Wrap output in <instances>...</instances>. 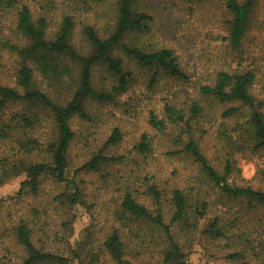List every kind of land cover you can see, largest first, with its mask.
I'll list each match as a JSON object with an SVG mask.
<instances>
[{
	"label": "trees",
	"instance_id": "1",
	"mask_svg": "<svg viewBox=\"0 0 264 264\" xmlns=\"http://www.w3.org/2000/svg\"><path fill=\"white\" fill-rule=\"evenodd\" d=\"M56 1L60 6L71 8L72 12L93 10L88 0ZM180 1L186 5H201L202 8L215 6L219 10L214 40L220 42L224 50L218 60L205 73L196 75L195 79H191V74L184 70L174 47L163 45L150 48L144 41L140 46L136 44L137 37L150 36L154 20V15L139 0H117L114 28L105 37H101L93 25L84 24L82 32L87 44L86 53L77 50L73 43L75 22L72 13H64L54 38H47L45 13L34 20L27 3L0 0L2 10L11 9L15 15L14 33L6 34L0 30V61L7 55H15L22 60L16 74L17 86L0 84V145L13 142L15 150L14 160L2 162L3 174L24 172L26 178L22 186H28L34 194L40 178L52 175L57 181L73 188V192L63 195L76 201V197H79L78 187L67 176L69 148L75 136L70 120L75 115L87 117L85 103L88 99L110 101L128 89L134 75L130 69H124V59L115 55V52L123 53L138 67L150 71L148 89L159 86L164 77L191 85L193 95L189 93L188 102L179 101L175 95L172 98L167 96L162 116L150 111L149 123L159 133L167 130L166 134L171 135L167 147L170 151H165L166 154L178 156L184 152L193 159L198 167L199 182L181 184L177 179L169 181L155 174L150 178L146 175L143 179L134 177L135 168L149 162L152 142L147 133H143L128 155L122 152V201L117 212L119 225L113 227L103 240L102 253L111 264H187L190 251H186L185 243L174 238L172 230L184 236L200 230L213 240L226 241L227 258L232 264H264V254H259L264 253V245L252 241L248 232L238 227L242 213L264 207V190L234 182L232 174L238 171L235 162L226 157L221 165L215 166L198 144L202 136L201 121L207 115L211 117V113L207 112L210 106L219 112L220 117L236 119L233 128L238 136L235 141L237 151L246 147L252 151H264V54L258 58L257 54L253 56L251 51L242 48L260 0ZM130 33L135 36L131 38L132 41H126ZM15 36L25 42H16ZM63 58L76 62L80 72L79 87L66 104L60 105L47 93L33 88L32 79L36 71L49 72L54 77L66 72V67L62 65ZM99 63L105 65L117 80L110 91L96 90L92 85V69ZM256 83H259V87L255 86ZM22 102L46 108L53 123V130L47 139L37 133V115L22 111L4 116L9 104ZM241 109L245 110L246 116H242L240 121L237 116L243 115ZM178 127L179 131L176 130ZM120 139V132L115 129L106 143L115 144ZM181 145L183 147L179 148ZM35 153L43 155L42 159H24ZM119 159V156L97 154L76 170H98L102 164ZM176 172L173 169L170 174L175 175ZM224 206L229 213L224 211ZM209 211L213 212V216L201 227ZM29 225L28 221L19 218L13 227L14 241L21 246L24 256L20 260L3 261L1 264L71 263L72 259L67 256L38 247L32 240L33 230ZM234 230L238 233L234 234ZM154 232L163 234L157 256L139 259L140 254L135 253V246L139 245L136 239L144 244L141 252H145V248L155 241ZM253 242L258 243L253 245ZM95 256L98 257V254Z\"/></svg>",
	"mask_w": 264,
	"mask_h": 264
},
{
	"label": "rangeland",
	"instance_id": "2",
	"mask_svg": "<svg viewBox=\"0 0 264 264\" xmlns=\"http://www.w3.org/2000/svg\"><path fill=\"white\" fill-rule=\"evenodd\" d=\"M21 1L30 6L34 20L45 13L47 38H54L63 14L72 13L75 22L72 40L80 52L86 53L87 50L82 32L84 24L93 25L101 37L107 36L114 28L117 0H88L93 8L91 12H72L71 8L60 6L56 0ZM139 1L154 15V20L150 36L137 37L136 44L140 46L144 41L150 48L163 45L174 47L184 70L191 74V79L205 73L218 60L224 47L214 40L219 13L215 6L202 8L196 4L186 5L180 0ZM256 8L255 19L246 32L242 48L251 51L253 56L257 54L259 58L264 54V0H260ZM14 29V11H5L0 7V30L10 34L14 33ZM134 36L130 33L126 41H132ZM14 39L19 43L25 42L17 36ZM115 55L124 59V69H130L134 75L131 85L110 101L88 99L85 103L87 117L75 115L70 120L75 136L69 148L67 176L76 182L79 190V197H76L75 202L63 195L73 192V188L65 182L57 181L52 175L47 174L40 178L35 194L28 186H22V181L26 178L24 172L4 175L2 162L5 163L7 159L14 160L15 150L13 142L0 145V264L8 260L17 261L24 256L23 249L15 243L13 236V227L19 218L30 223L33 230L32 240L42 250L67 256L72 259L70 264H111L102 253L101 245L111 229L119 225L117 212L122 201V152L128 155L143 133H147L149 141L152 142L149 162L143 167H136L134 177L143 179L145 175L150 178L155 174L158 178L169 181L177 179L181 184L199 182L198 167L193 159L184 152L178 156L166 154L165 151H170L167 147L171 135L166 134L167 130L159 133L149 123L150 111L161 114L167 96L172 98L175 95L179 101L188 102L189 93L193 95L191 85L164 77L159 86L148 89L150 71L138 67L123 53L115 52ZM61 60L66 72L54 77L49 72L36 71L32 87L47 93L57 104L64 105L79 87L80 66L69 58ZM21 64L22 60L18 56H5L0 61V84L17 86L16 74ZM116 83L117 80L105 65L99 63L93 67L92 85L96 90L110 91ZM259 83L255 86L259 87ZM241 110L243 115L237 116L240 121L242 116H246L245 110ZM22 111L39 117L37 133L47 139L53 130V123L46 108L35 103H12L5 109L4 116ZM207 112L211 113V117L207 115L201 121L202 136L198 144L209 161L219 166L229 157L238 169L232 174L234 182L264 190V151H252L247 147L237 151L235 141L238 136L233 128L236 119H224L210 106ZM115 129L120 132L121 139L115 144L106 143ZM176 130L179 131V127ZM182 147L181 145L179 148ZM97 154L119 156L120 159L102 164L98 170H76ZM42 157L40 153H35L24 159L39 161ZM173 169L177 174H170ZM223 209L229 213L226 206ZM241 215V224L238 227L246 230L252 241L264 245V207L246 211ZM212 216L213 212L209 211L201 222V227ZM172 232L177 241L185 243L186 251H190L186 258L187 264H232L227 258L225 240H213L200 230L190 236L179 234L175 229ZM233 233L237 234L238 231L234 230ZM153 237L155 241L151 246H146L145 252H141L144 244L136 239L139 245L135 246V253L140 254L139 259H152L153 255L157 256L163 234L154 232ZM258 242H253V245ZM97 254L98 257L95 256ZM130 257L133 259L132 255Z\"/></svg>",
	"mask_w": 264,
	"mask_h": 264
}]
</instances>
